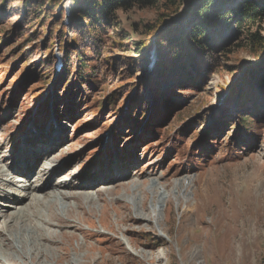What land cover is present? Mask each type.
I'll return each instance as SVG.
<instances>
[{"label":"rangeland","instance_id":"1","mask_svg":"<svg viewBox=\"0 0 264 264\" xmlns=\"http://www.w3.org/2000/svg\"><path fill=\"white\" fill-rule=\"evenodd\" d=\"M190 3L184 0L177 15ZM70 6L69 0H62L63 10ZM164 13L160 7L118 12L115 27L103 35L99 55L91 58L84 74L103 70L112 57L119 64L136 60L133 47L139 32L158 25ZM30 20L20 0H9L0 21V247L6 264H264V105L251 115L252 132L240 138L235 130L241 117L233 86L242 75L234 70L242 68L247 74L248 66L257 64L247 47L250 27L236 23L224 33L234 53L206 88L161 84L165 94L156 110L152 108L150 128L148 121H140L144 104L152 105L145 84L155 73L156 63L149 65L150 49L154 47L155 58L156 45L140 54L145 68L133 79L94 73L96 78L83 84L70 82L64 94L67 86L57 87V77L68 81V73L78 71L76 57L68 59L73 69L65 72L66 60L53 41H58L59 30L47 21ZM19 24L20 35L8 32ZM64 31L70 38L71 32ZM260 31L264 34V21L254 30ZM47 57L52 66L46 78L42 75L48 72L43 71ZM140 86L138 103L129 107ZM43 167L51 174L39 177ZM68 180L74 186L82 182L92 187L87 191L94 198L95 192L108 187L119 189L115 204L107 209L96 204L89 229L80 227L104 238L113 234L97 221L116 230L124 254L107 248V242L97 244L93 235L86 241L100 246L87 245L80 234L67 246L46 244L40 237L47 234L44 230L59 229L46 227L33 212L39 210L46 220L49 206L35 209L37 203L29 196L20 212L10 210L11 203L5 201V195L11 199L13 192L23 194L20 187L28 184H50V192ZM136 226L141 232L130 231ZM121 232L127 239H138L137 233L146 237L134 250ZM61 239L54 240L66 241Z\"/></svg>","mask_w":264,"mask_h":264},{"label":"trees","instance_id":"2","mask_svg":"<svg viewBox=\"0 0 264 264\" xmlns=\"http://www.w3.org/2000/svg\"><path fill=\"white\" fill-rule=\"evenodd\" d=\"M8 1L0 0V21L4 19ZM69 1L71 6L65 13L62 9V0H20L21 10L25 12V16L26 14L30 15L31 23L39 24L47 21L50 27L56 28L61 33H59L58 41L55 39L53 41L54 43L56 41L66 60L65 72L73 69L69 66L68 59L76 57L78 62L76 70L78 71L76 73L69 72L68 81L57 80L56 86H67L64 93L67 94L69 86L76 85L75 83L83 84L89 78L95 79L94 73L101 74L102 78L113 77L115 74L116 76L121 75L124 80L133 79L139 70L142 71L145 68L146 60L140 54L149 45H156L155 73L146 77L145 84L146 93L152 94L150 101L152 105L151 103L144 104L146 109H144L142 120L140 119L142 123L148 121L150 128L153 125L152 108L156 110L160 99L165 94L160 87L161 84L171 81L174 82L173 85L180 88L185 86L195 89L206 88L209 78L218 69H221L223 62L228 61L231 54L234 53L230 51L229 39L224 33L236 23L243 27H250L247 47L251 50L257 64L248 66L247 74L242 68L234 70L242 75V79L233 86V96H238L236 102L240 107V125H235V130L239 131L238 136L244 138L243 132H252L254 123L250 120L251 115L258 114V105H264V34L261 31L254 32L259 22L264 21V0H191L188 10L181 15L177 14L184 0ZM159 7L165 13L161 16L162 19L158 25L145 26L139 32L140 40L133 47L134 54L137 55L136 60L131 59L130 62L119 64L118 60L115 62V57H112L107 60L106 64H103V70L95 69L94 73L84 74L91 58H94V55L96 57L99 55L103 35L115 27L118 12L126 13L134 8L154 9ZM173 15H177V20L172 21L171 16ZM64 30L71 32L70 38H65L67 33ZM21 31L20 24L8 30L13 35H20ZM2 33L0 31V34ZM26 41L27 43L31 42V40ZM50 42L52 43V39ZM87 51H90L91 55H88ZM48 61H51L50 57H47L43 67V71H48L42 75L46 78L50 76L52 66ZM74 79L75 82H73ZM70 82L72 85H69ZM141 88L140 86L137 91L136 101L130 97L129 107L138 103L139 92L143 91ZM111 98H108V101L113 103ZM169 104L170 100L167 98V107L170 106ZM247 109L249 110L246 111ZM142 110L137 112V115L141 114ZM148 240L152 239L148 238Z\"/></svg>","mask_w":264,"mask_h":264},{"label":"bare ground","instance_id":"3","mask_svg":"<svg viewBox=\"0 0 264 264\" xmlns=\"http://www.w3.org/2000/svg\"><path fill=\"white\" fill-rule=\"evenodd\" d=\"M156 59L157 57L153 58L152 61L154 62L156 61ZM58 77H61V76H58ZM58 77H57V79H59L58 81H62V78H58ZM70 100L71 99L68 98L67 101H70ZM48 173L51 174V171L47 169V167H43V169L40 170L38 176L39 177L48 176ZM52 173H54V171ZM134 184H137V183H134ZM125 186H130V185H125ZM125 186H121V187L123 188ZM51 188L52 186L50 184H42L39 187L37 185L28 184L24 187H20L21 191L24 192L23 194L18 195L17 192L15 193L13 192L14 195L11 196V199L8 198L7 195H5L6 196L5 201H8L7 203H11V205L8 206L10 210L14 209L15 211L18 210L20 212L22 211V207L25 206V204L23 203L24 198L29 197V196L33 197V199L35 200L37 204L39 203V205L36 204L35 209H37V207L43 208V207L49 206L46 220L43 219L44 217H41L39 210H37L36 212L35 211L33 212L34 217L30 215L25 216L28 218H31V217L38 218L39 220H42V222L46 224V227H49L51 229H53V226H54V229L56 227L59 229L58 233L50 232L51 230H44V233H47V234H43V235L41 234L40 237L44 239L43 241L46 242V244H53L56 247L58 246L61 247L63 245L67 246L71 244L72 240L75 239L77 234H80L83 238V241H85L87 245L94 246L95 244H91L88 241H86L90 238L91 235H93L94 238H96L97 244L101 242H107L108 244L107 248L112 246L114 251H116L120 255L124 254L123 242L121 241L120 238L117 237L118 232H116V230L113 229L114 232H112V229L106 227L104 224H101L99 221H97L98 224H100V227L102 229L104 230L106 229L111 234H113V236L110 238H104L105 236L100 235L99 233L91 234V232L89 231L83 232L82 231L83 229L80 227L82 224H84L89 229L88 227L90 224L89 221L94 216V213H95L94 206L96 204L101 203L100 205L101 209H103L104 207L105 209H107L109 208V206L111 207L113 204L116 203V199L114 198V192H117L116 196H119L118 188L108 187L104 191L95 192V195H96L95 198L89 191H87V190H90V188L92 187L84 185L82 182L79 184V186H74L73 183H71L70 180H68V181L63 182L61 185H57V187L54 188L55 190H51L50 192H47ZM124 192L126 191L124 190ZM39 196H43V199L42 200L39 199L38 198ZM70 202H73L75 207H71L69 204ZM60 210H62L63 213H57ZM135 223L140 224L139 222H135ZM131 229L132 230L130 231H133L134 233L141 232L140 229H137V226H136V230H133V228ZM66 230H70V232H67ZM121 234L124 237L125 233L121 232ZM57 236L62 237V239H66V241H63V243H61L60 240L55 241L54 239ZM136 236L138 237V239H132V238L127 239L124 237L125 244H128V246H130L134 250H135L134 247L138 246L137 241H140L141 239H143L142 237H145V236H141L139 233H137ZM95 246H100V245H95ZM105 247L106 246L102 248H105ZM1 248L2 246L0 247V253H1L0 255L2 256V258L0 257V264H6V258L3 257L4 255H2L4 254V251L1 250ZM11 248L12 246L10 247V249ZM38 255L39 254H36L35 257H38Z\"/></svg>","mask_w":264,"mask_h":264}]
</instances>
